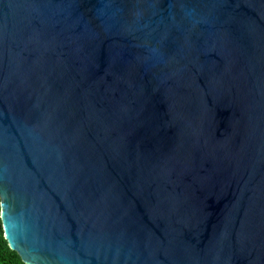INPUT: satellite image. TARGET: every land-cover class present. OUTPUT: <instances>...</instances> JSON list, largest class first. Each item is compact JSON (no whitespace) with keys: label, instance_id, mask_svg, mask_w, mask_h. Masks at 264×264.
<instances>
[{"label":"water","instance_id":"95a60500","mask_svg":"<svg viewBox=\"0 0 264 264\" xmlns=\"http://www.w3.org/2000/svg\"><path fill=\"white\" fill-rule=\"evenodd\" d=\"M0 206L25 264H264V0H0Z\"/></svg>","mask_w":264,"mask_h":264},{"label":"trees","instance_id":"16d2710c","mask_svg":"<svg viewBox=\"0 0 264 264\" xmlns=\"http://www.w3.org/2000/svg\"><path fill=\"white\" fill-rule=\"evenodd\" d=\"M1 212V206H0ZM0 264H25L20 255L13 250L4 236L2 220L0 216Z\"/></svg>","mask_w":264,"mask_h":264}]
</instances>
